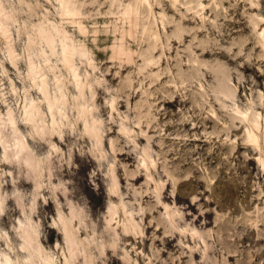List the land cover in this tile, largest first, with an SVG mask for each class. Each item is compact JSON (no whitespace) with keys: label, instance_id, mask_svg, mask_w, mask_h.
Returning <instances> with one entry per match:
<instances>
[{"label":"rangeland","instance_id":"1","mask_svg":"<svg viewBox=\"0 0 264 264\" xmlns=\"http://www.w3.org/2000/svg\"><path fill=\"white\" fill-rule=\"evenodd\" d=\"M3 5L1 257L264 264V0ZM10 111L34 162L13 149ZM26 223L41 256L24 242Z\"/></svg>","mask_w":264,"mask_h":264},{"label":"bare ground","instance_id":"2","mask_svg":"<svg viewBox=\"0 0 264 264\" xmlns=\"http://www.w3.org/2000/svg\"><path fill=\"white\" fill-rule=\"evenodd\" d=\"M9 17V11L7 10V8L5 7V5H3V0H0V27H1V31L2 33L7 37L6 39L8 40H11V32H10V28L8 26V24H6V22L9 20H7L6 18ZM10 21V20H9ZM132 32V31H131ZM6 40V41H7ZM12 42V41H11ZM32 43V42H31ZM9 44H12L9 42ZM9 49L11 50L12 54H13V58H17V55H16V52L14 51L13 49V46L12 45H9ZM120 51L122 53H124V48L123 46L121 45L120 46ZM11 54V53H10ZM76 55L75 53V49H73L71 46H67L66 48V52H65V60L66 62L73 67V60L72 58ZM81 84V81L78 82ZM81 85H79V88H80ZM41 90L43 92V95L45 97V99L47 100V103H49V106L50 108H53L55 106V100L51 99V96H50V93H49V90H48V84L46 82L45 79H43L42 81V84H41ZM81 91V89H80ZM81 93V92H80ZM63 98V97H61ZM85 102V101H84ZM84 106V105H83ZM83 108V107H82ZM89 108V107H88ZM91 109V108H90ZM81 110V109H80ZM89 110V109H88ZM86 107L83 109V116L85 118V125H86V129L88 130V132L92 135V136H95V137H98L99 138V131H100V122L97 121V119L94 117V115L92 114V112H89ZM41 112V108L40 106L38 105V103L36 101H31L29 106L26 107V118L27 120H30V121H34L33 119V116L35 115H39ZM1 118V117H0ZM8 124L10 125V127L12 128V135H11V143L13 144L14 146V151L16 152L17 154V157H20V154L21 153H26L29 157H27V160H31L32 161V158L33 156H31V152L27 149L28 148V142L25 141L21 134H20V127H19V124H18V121L17 119L15 118L13 112H9V122ZM87 132V133H88ZM1 139L3 141V144L5 146V151L7 152L8 151V145H7V140L3 137V135H1ZM27 150V151H26ZM22 155V154H21ZM23 156V155H22ZM31 156V157H30ZM34 162V161H32ZM115 175V174H113ZM112 175V176H113ZM115 185H117V177L115 176ZM3 207V200L1 198V192H0V209ZM27 225V226H26ZM26 230L24 229V236H25V241L24 242H27L28 245L31 246V248H36L35 249V253L38 254V256H41L42 255V249H41V245L40 243H36V246L33 245V242L34 240L36 239L34 236V233H33V230L30 226L29 223H26ZM64 226H65V231L67 233V237H70L71 235V231L68 229L67 227V223H64ZM22 227V226H21ZM35 238V239H34ZM70 239V238H69ZM68 239V240H69ZM72 241V240H71ZM35 244V243H34ZM26 246V245H24ZM27 247V246H26ZM28 248V247H27ZM29 250V249H28ZM31 250V249H30ZM33 253V252H32ZM33 255V254H32ZM35 256H33L34 258ZM47 261H50V258H46ZM29 261V262H28ZM28 264H36L35 261L28 259ZM0 264H15L14 263V260L9 256V255H4L3 257L0 256Z\"/></svg>","mask_w":264,"mask_h":264}]
</instances>
